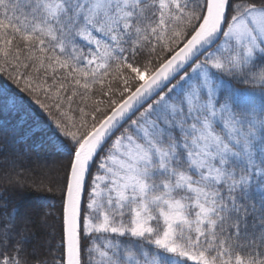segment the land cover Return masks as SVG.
Instances as JSON below:
<instances>
[{
    "label": "snow or ice",
    "instance_id": "snow-or-ice-1",
    "mask_svg": "<svg viewBox=\"0 0 264 264\" xmlns=\"http://www.w3.org/2000/svg\"><path fill=\"white\" fill-rule=\"evenodd\" d=\"M0 73L68 158L60 255L0 194V264H264V0H0Z\"/></svg>",
    "mask_w": 264,
    "mask_h": 264
},
{
    "label": "trees",
    "instance_id": "trees-1",
    "mask_svg": "<svg viewBox=\"0 0 264 264\" xmlns=\"http://www.w3.org/2000/svg\"><path fill=\"white\" fill-rule=\"evenodd\" d=\"M0 89H7L20 101L11 110L4 107V98L0 97V194L21 204L30 217V227L37 237L30 250L34 246L38 254H44L51 249L48 255L51 259L60 255L62 237L60 189L68 158L55 147L62 138L47 114L4 73H0ZM9 179L19 181L22 186L8 184ZM39 184L44 187L38 189ZM49 185L54 189L52 192L46 191Z\"/></svg>",
    "mask_w": 264,
    "mask_h": 264
},
{
    "label": "rangeland",
    "instance_id": "rangeland-1",
    "mask_svg": "<svg viewBox=\"0 0 264 264\" xmlns=\"http://www.w3.org/2000/svg\"><path fill=\"white\" fill-rule=\"evenodd\" d=\"M57 178H58V176H57Z\"/></svg>",
    "mask_w": 264,
    "mask_h": 264
}]
</instances>
